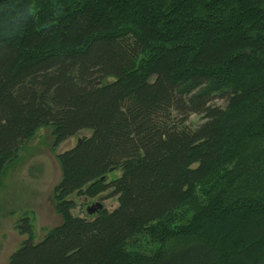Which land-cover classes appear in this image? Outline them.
Here are the masks:
<instances>
[{"label":"trees","instance_id":"obj_1","mask_svg":"<svg viewBox=\"0 0 264 264\" xmlns=\"http://www.w3.org/2000/svg\"><path fill=\"white\" fill-rule=\"evenodd\" d=\"M42 127L90 135L7 264H264V0H0V173Z\"/></svg>","mask_w":264,"mask_h":264},{"label":"rangeland","instance_id":"obj_2","mask_svg":"<svg viewBox=\"0 0 264 264\" xmlns=\"http://www.w3.org/2000/svg\"><path fill=\"white\" fill-rule=\"evenodd\" d=\"M222 105L221 100H216ZM200 117L190 116L192 124H198ZM89 130H82L71 136L52 150L51 130L42 127L26 141L14 162L0 173V264H7L10 254L26 238L14 228L16 221L24 215L32 218L34 240L40 241L45 232L60 223V217L54 211L52 190L60 179V169L55 159L57 152L73 147L79 138L89 136ZM120 175L119 170L107 173L110 180ZM101 195L100 197H102ZM89 198L73 196L74 216L92 218L86 213L87 206L100 202L107 211L117 206V197ZM102 209V208H101Z\"/></svg>","mask_w":264,"mask_h":264},{"label":"water","instance_id":"obj_3","mask_svg":"<svg viewBox=\"0 0 264 264\" xmlns=\"http://www.w3.org/2000/svg\"><path fill=\"white\" fill-rule=\"evenodd\" d=\"M102 204L100 202L93 203L86 208L87 214H94L98 212L102 208Z\"/></svg>","mask_w":264,"mask_h":264}]
</instances>
